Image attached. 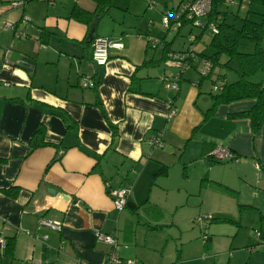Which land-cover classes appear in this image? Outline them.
Segmentation results:
<instances>
[{"label":"crops","instance_id":"0c3cea01","mask_svg":"<svg viewBox=\"0 0 264 264\" xmlns=\"http://www.w3.org/2000/svg\"><path fill=\"white\" fill-rule=\"evenodd\" d=\"M46 1L25 0L13 7L0 0V57L8 47L12 62L0 61V235L14 240L12 255L0 248V264H75L78 258L104 264L110 245L96 232L115 233L118 254L135 264L189 263L191 257H184L181 248L160 246L150 227L138 228L134 216L140 204L152 205L159 219V205L168 203L190 212L208 210L201 209L208 213L195 219L208 233L201 239L212 259L221 239L231 249L239 230L229 227L247 222V212L258 214L250 224L258 226L259 239L264 236V126L254 132L247 118L232 117L249 109L253 99L220 104L207 114L215 81H235L238 64L232 60L224 66L227 58L221 56L207 76H200L199 53L211 51L209 41L200 43L191 34L187 45L173 49L168 32L176 36L192 24L175 30L161 24L159 30L156 20L166 6L181 0H164L158 11L150 2L149 14L112 0L93 37L120 40L123 47L110 48L102 66L91 60L89 26L71 15L76 7L94 12L95 1ZM239 8L243 15L246 5ZM3 20L14 27H4ZM164 43L168 53L191 48L190 68L179 71L170 63ZM241 47L248 49L247 44ZM86 78L95 86L83 87ZM164 78L176 82L177 89L166 86ZM39 127L46 144L32 150L29 143ZM156 136L163 145L153 148L150 140ZM218 145L227 148L232 160L210 162ZM155 174L162 176L153 180ZM121 186H129L130 194L118 212L109 190ZM10 188L17 190L15 196L4 192ZM222 214L238 223L212 221ZM42 217L60 222L61 229L38 231ZM237 254L247 262L264 261V253L245 250L232 251L229 259Z\"/></svg>","mask_w":264,"mask_h":264},{"label":"trees","instance_id":"16d2710c","mask_svg":"<svg viewBox=\"0 0 264 264\" xmlns=\"http://www.w3.org/2000/svg\"><path fill=\"white\" fill-rule=\"evenodd\" d=\"M96 10L86 12L80 8H74L71 15L89 26L96 25L98 18L105 13L106 9L112 4V0H94ZM25 2V0H24ZM242 4L246 5L243 15L240 13ZM168 7V6H166ZM165 7V8H166ZM174 7V6H170ZM256 7V8H254ZM220 15V17L218 16ZM217 18L216 33L211 32L208 47L209 52H200L199 58H206L215 67L221 56H226L227 64L235 60L238 64L237 78L233 82H226L220 90L214 91L212 95V105L207 114L211 115L220 104H227L234 101L253 99L252 106L242 112L232 115V117L247 118L250 122L251 130L257 132L264 126V80L252 81L250 78L257 72H264V0H236L235 4H228L225 0H211V9L206 18L208 23ZM187 21H183L184 25ZM206 25L203 27L205 28ZM96 37V36H95ZM243 40L253 42L251 50H242L239 44ZM164 43L165 52H167ZM168 53V52H167ZM167 53H165L167 55ZM170 53V52H169ZM145 63V62H144ZM44 132L41 127L37 128L30 140V149H36L46 144L43 138ZM210 162H224L228 160H217L209 156ZM222 190L229 193L234 191L226 186L214 182ZM10 196H15L17 190L10 188L4 191ZM128 202V201H127ZM213 222L233 223L238 221L230 215H216L212 217ZM14 240L8 239L5 246V253L12 255Z\"/></svg>","mask_w":264,"mask_h":264},{"label":"rangeland","instance_id":"374dc122","mask_svg":"<svg viewBox=\"0 0 264 264\" xmlns=\"http://www.w3.org/2000/svg\"><path fill=\"white\" fill-rule=\"evenodd\" d=\"M4 3H12L13 0H4ZM23 1V0H21ZM164 0H116L113 1L116 4L120 6L126 7L128 4L130 5V10H142L141 12H146L149 14L150 11H147L149 9V6L147 7V4L150 2H154L155 5L152 6V9H155L158 11V9L163 6ZM169 4L171 3V0H165ZM47 3V1H46ZM170 7V5L168 6ZM256 8V7H254ZM7 20H3L2 24L5 23ZM1 22V21H0ZM11 22V21H9ZM202 24L205 26L206 18L201 19ZM13 23V22H11ZM162 24V14L160 13L159 17L156 20V25L159 27V30H162L160 28ZM203 26V27H204ZM196 27L194 25H184L183 28L180 30V32L174 36L175 32L172 34L171 32H168L167 39L172 44L173 49H181V47L187 45L189 43V37L191 34L196 35L199 37V42H208L211 37L210 30L205 27ZM190 30V32H188ZM198 42V43H199ZM241 44H247L248 49L251 50L254 47V43L248 40H243L239 44V48L242 49ZM262 45H264V42H262ZM246 48H243L242 50H248ZM258 75L251 76L252 81H258L259 77H264V72H257ZM177 173L180 175L181 170H178ZM162 176L161 174H155L153 176V180H155L157 177ZM157 183V182H156ZM166 200V199H165ZM195 203L194 201H192ZM187 207L185 206H179V204H167V205H159V215L160 219L158 217H155V209L150 204H140L139 208V215L134 216L135 220L136 217L139 219L138 228L139 229H147L150 227L149 234H154L157 236V244L160 246H165L166 244L170 246L172 249L181 248L184 252L183 256L191 257L189 263L185 264H264V261L257 259L247 262V258L243 256V254H237L235 257V260H230L229 256L231 255L232 251L237 250H245L247 253L255 252V253H264V248L262 246L264 245H257L255 243L254 239H257L258 242L264 241V236H262L260 239L259 237L256 238V232H259L261 234V231L258 229L257 225L251 226V222H256L258 218V214L256 212H247V222L242 221L240 227L237 228V226L233 225L232 228L234 231H238V237L235 239V243L232 245L231 249L228 248V243L226 240L222 239L218 241L216 245L217 253L214 255V259L209 257L210 250L207 247L208 243L205 244L201 239V223L199 220L195 219L199 214H205L208 212H202V211H208L203 209H197L194 210V212L187 211ZM177 209L179 211H177ZM162 215V216H161ZM240 221V220H239ZM135 225V222H134ZM158 225V226H157ZM212 224H209L208 231L211 229ZM226 226V225H225ZM256 227V228H255ZM220 228H227V227H220ZM140 235V238H143L144 232ZM214 233H220V232H214ZM231 239V237H230ZM156 241V240H155ZM237 249V250H236ZM225 250V252H224ZM175 252V251H174ZM206 253V254H205ZM195 258V260H194ZM205 258V259H204ZM255 262V263H254ZM180 264H184V261H182Z\"/></svg>","mask_w":264,"mask_h":264},{"label":"built area","instance_id":"2783aa9c","mask_svg":"<svg viewBox=\"0 0 264 264\" xmlns=\"http://www.w3.org/2000/svg\"><path fill=\"white\" fill-rule=\"evenodd\" d=\"M47 2L51 3L53 0H47ZM228 4H235L236 0H225ZM24 3V0L12 2L11 5L21 6ZM153 2L150 3V6ZM211 9V0H181L174 7H166L162 10V27L165 30L178 29L182 26L183 21H188L192 25L196 27H203L204 25L201 22L202 18H207ZM26 19V18H24ZM206 27L210 30V32L216 33L217 29V18L214 20L205 23ZM3 26L6 28H13L14 24L6 21L3 23ZM16 36H19L20 33L16 32ZM193 40V37L191 38ZM155 42V41H154ZM155 44V43H154ZM123 47V43L120 40H112L106 37L96 36L92 38L91 41V60L94 64L98 66L105 65L109 60V49L117 48L120 49ZM10 49L7 47L4 49L2 56L0 57V61L3 65L12 66V62L8 60L7 55L9 54ZM168 60L174 66L179 68V71H185L190 68L191 60L194 58V53L191 48L180 52H170L168 53ZM213 68L212 62L209 59L201 58L198 60V65L196 67L197 72L200 76H207ZM165 84L168 87H172L177 89L176 82H172L167 78H164ZM226 80L218 79L215 81L212 89L214 91L220 90L224 85ZM5 85H9L8 82L4 83ZM83 87H93L95 86V82L91 78H86L82 84ZM174 113L173 110H170L169 115ZM151 146L160 147L163 145L160 137H154L150 140ZM210 155L217 160H232V154L227 150V148L223 146H216ZM130 194L129 186H121L120 188L109 190V195L112 199L114 208L121 212L125 209L127 205V199ZM42 227L57 230L61 229V224L58 221H54L47 218H40L37 222L36 229L39 231ZM29 234L28 231L24 230ZM260 236L259 232H256V238ZM46 235H43L45 238ZM96 237L99 240H102L110 245V250L106 255V259L104 264H135V260L133 259H123L120 257L117 251L118 241L115 233H102L96 232ZM202 239L206 240L208 237V233L206 230L202 233ZM64 241H61L60 247H62ZM7 240L0 235V248H4L6 246ZM31 264H45L38 261H34ZM75 264H87L82 259H76Z\"/></svg>","mask_w":264,"mask_h":264},{"label":"water","instance_id":"95a60500","mask_svg":"<svg viewBox=\"0 0 264 264\" xmlns=\"http://www.w3.org/2000/svg\"><path fill=\"white\" fill-rule=\"evenodd\" d=\"M93 34H94V26H91L90 31H89V33L87 35V41L92 40ZM53 191H55V190H53Z\"/></svg>","mask_w":264,"mask_h":264}]
</instances>
